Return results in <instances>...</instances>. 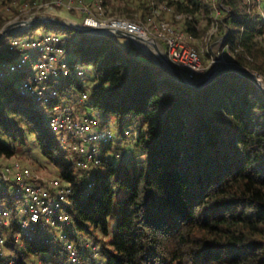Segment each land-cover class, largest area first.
<instances>
[{
    "label": "trees",
    "instance_id": "16d2710c",
    "mask_svg": "<svg viewBox=\"0 0 264 264\" xmlns=\"http://www.w3.org/2000/svg\"><path fill=\"white\" fill-rule=\"evenodd\" d=\"M113 1L105 0L108 6ZM128 1L124 11L129 18L137 11L144 18L151 1H166L192 15H209L211 10L203 0ZM217 5L232 63L264 76L261 4L217 0ZM0 18L2 24L8 19ZM193 20L185 27L192 34ZM39 24L64 34V52L79 55L93 67L82 109L91 107L114 118L119 133L132 116L139 120V132L130 152L116 153L113 140L104 145L101 163L78 168L77 155L64 147L60 133L48 128L46 113L14 81H4L9 74L0 71V156L16 155L31 136L72 184L65 205L70 223L61 226L66 232L57 247L29 241L17 246L11 239L16 230L12 218L10 228H2L9 251L0 256V264H29L39 257L46 264H65L66 240L85 263L97 255L105 264H264V91L254 80L221 70L204 87L190 88L159 64L127 52L114 36L49 23L34 24L26 32L34 33ZM68 81L72 94L84 92L75 75ZM100 167L85 189L81 174ZM56 233L52 230L53 236ZM90 242L98 246L96 254ZM60 252L65 253L63 259L58 258ZM45 253L50 258H44Z\"/></svg>",
    "mask_w": 264,
    "mask_h": 264
},
{
    "label": "built area",
    "instance_id": "2783aa9c",
    "mask_svg": "<svg viewBox=\"0 0 264 264\" xmlns=\"http://www.w3.org/2000/svg\"><path fill=\"white\" fill-rule=\"evenodd\" d=\"M203 1L210 4V13L220 12L217 0ZM256 1L261 4V0ZM61 8L79 14L81 22L75 25L81 28L106 29L102 33L87 34L108 35L105 33L120 29L131 35L155 41L168 60L191 81L203 76L214 66L233 60H227L223 55V50L229 49L224 43L223 34L217 40L215 52L208 62L204 63L199 51L193 46L194 35L185 28L186 23L193 20V15L174 10L166 1H151L150 12L144 18H140L138 13L129 18L110 15L105 0H0V14L2 18L8 17L4 24L0 18V33L6 25L14 24L1 39L6 35L30 29L32 24H25L22 22L24 20L58 18V15L51 14H57L56 10ZM214 19L212 27L216 29V17ZM137 42L140 46L135 47L148 54L146 49L150 45L144 41ZM64 43L65 35L56 32L39 34L37 37L32 33L29 37L11 39L5 43V50L9 55L2 64L8 74L23 73L18 85L19 91L30 97L37 109L46 113L47 125L52 132L66 133L62 135L61 141L63 142L65 138L74 144L73 148L77 152L76 167L87 169L91 165L101 163L102 149L105 144L114 140V135L107 130V122L98 116L85 109L73 111L68 99L60 102L58 98L60 86L55 77L58 74L81 76L84 73L78 68L74 72L75 66L61 59ZM220 45H223L221 49ZM29 47L33 48L31 52H28ZM230 53L233 56L231 51ZM33 56H37L38 59L33 60ZM90 67V70L93 69ZM86 98V92L78 96L81 102ZM124 134H129V130L126 129ZM63 145L65 147L64 142ZM91 185L92 183H88V187ZM71 192V182L60 175L41 174L17 155L0 156V200L4 201L8 196L19 200L18 203L5 202V205L0 207V256L8 255L9 240L2 232V228L9 229L12 218L16 222V230L12 233L11 239L17 246L20 247L25 241H29L57 247L59 239L52 236V230L69 225L70 217L65 205ZM12 211L15 217H12ZM59 236L61 239L65 237L64 234ZM88 245L96 254L98 246L92 242ZM64 246L69 261H78L77 249L73 243L66 240ZM12 262L9 261L10 264ZM34 264L46 263L37 259Z\"/></svg>",
    "mask_w": 264,
    "mask_h": 264
},
{
    "label": "rangeland",
    "instance_id": "374dc122",
    "mask_svg": "<svg viewBox=\"0 0 264 264\" xmlns=\"http://www.w3.org/2000/svg\"><path fill=\"white\" fill-rule=\"evenodd\" d=\"M169 1V0H167ZM171 1V0H170ZM129 3L128 0H114L112 4L108 6L109 8V13L110 15H115V16H126L125 15V5ZM131 7H135V2H131ZM57 14H51V15H58V19L64 20L67 22H72L74 24H79L81 22V17L79 14L75 12H70L65 8L57 9L56 10ZM138 14H140L139 11H137ZM264 13V0H261V6L258 8V14L261 16V14ZM220 12L218 14L213 11L209 15L203 14V13H197L193 15V28L194 32L193 35L195 37V41L193 42V46L199 51L201 55V59L204 63H207L210 57L212 56L213 52L216 50V46L218 45L217 40L220 39L223 34H224V28L220 26ZM214 17H216V22H217V28H213L212 23L215 20ZM183 27V24H181ZM34 36L37 37L39 34H44V33H50V32H57V29L55 27H46L43 24H39L33 31ZM211 33V34H210ZM31 36L30 32L23 31L22 33H17V34H11V35H6L3 37V42L0 43V71H4L5 67L3 66V62L5 59L8 57L9 53L6 52L5 50V43L11 39H18V38H24V37H29ZM209 37V38H208ZM112 39L119 45H121L123 48L127 50L130 54H137L140 59H146L148 58L151 60H154L151 57H148L141 49L135 47V45L131 42L129 38L126 37H121V36H114ZM260 42L264 44V35L259 38ZM223 47V45H220V49ZM33 48L29 47L28 52H31ZM213 50V51H212ZM14 53V51H12ZM224 52L230 55V60H232L233 56L230 53V50L225 48L223 50V55ZM33 60L38 59L37 56L32 57ZM61 59L67 61L68 63L73 64L74 67V72L76 69H81L84 73L81 76H77V82L81 83L84 85V92L88 93L91 89L92 86V78L94 76V71L93 69L90 70V66L87 63H83L81 60V57L79 55H76L70 51L64 52L61 54ZM147 60V59H146ZM150 61V60H149ZM93 68V67H92ZM70 77V74L66 75H61L58 74L55 77V80L59 86H61V90L59 91V100L60 102H63V100L68 99L70 105L73 108V111H76L82 107L83 102H81L78 99V94H72L71 90L72 87H69L68 84V79ZM259 78L261 79L262 82H264V76L259 75ZM4 81H14L15 85L18 88V85L21 82V77L19 73L14 72L12 74H9L3 78ZM80 107V108H78ZM88 112L96 115L99 117V119L104 120L107 122V130L110 131L114 135V147L119 148L116 153H127L130 152L131 145L132 143L136 140L138 130L136 129V125L139 123V120H136L134 117L130 116L127 117L124 120V127L123 131L125 129L130 130V133L125 135V138H123L124 133H119L117 129V123L116 120L112 117H103V114L98 111L97 109L89 107ZM66 135V133H63ZM63 134H58V136H61ZM63 139V138H61ZM65 144V148L70 151V154H77L76 150L73 148L74 144L71 143V141L66 140L64 138L63 140ZM12 146H16L15 144H11ZM15 154L25 163L30 164L33 168H35L39 173L45 174L48 176H58V170L57 168L49 162L41 153L39 146L36 144V142L33 140L31 136L28 137V142L26 145L17 147ZM117 161H121L120 159H117ZM102 171V167L100 168H94L90 170L89 172L82 173L81 176L83 177V182H84V188L86 189L87 187V180L88 178H92L95 176L96 173H99ZM13 201L14 203H18L19 200L12 198L11 196H8L4 199V201L0 200V207L5 205V202ZM57 233L56 238L61 240L60 234H64L66 232V229L63 227H58L55 230ZM114 231V225L111 224L110 227V233H109V238L112 237ZM50 234V233H49ZM53 236V234H52ZM54 237V236H53ZM87 247L85 244H81V248L85 249ZM87 253H85L84 257L87 258ZM44 258L48 259L50 258L49 253H45L42 255ZM65 256V253L60 252L59 259H63ZM89 257V256H88ZM35 258L31 261H29V264H33L34 260L40 259ZM88 259V258H87ZM65 264H105V260L100 257V256H94L93 261L89 262H84V261H76V262H70L69 259L65 262Z\"/></svg>",
    "mask_w": 264,
    "mask_h": 264
},
{
    "label": "water",
    "instance_id": "95a60500",
    "mask_svg": "<svg viewBox=\"0 0 264 264\" xmlns=\"http://www.w3.org/2000/svg\"><path fill=\"white\" fill-rule=\"evenodd\" d=\"M22 22H24L25 24H32V25L37 24V23H49V24H52L55 26L73 29V30L78 31L80 33H86V34L88 32H100V33H102V32L106 31V29H84V28H81L75 24L69 23V22L64 21V20H60V19L55 18V17H48L47 19L24 20ZM13 25L14 24L6 25L2 29V31L0 33V39L5 33L10 31V29ZM111 31H112L111 33L106 32L105 34H108L111 36H121V37L129 38L135 46L139 45L137 41H144L145 43L150 45L151 48L149 46L146 49V51L148 52V55L153 57V59H155V62L157 64H159L160 66H162L167 71V73L169 75H172L176 81H178V82H180V83H182V84H184L190 88L200 89V88L204 87L206 84H208L219 71L231 70V71H236V72H240V73L249 75L254 80V82L257 84V86L262 91H264V82H262L261 79L259 78V74H257L256 72H253L251 70H248L246 68H243L241 66H238L237 64L232 63V61L214 66L213 68L208 70L203 76H201V77H199L193 81L188 80L184 76V74L171 61L168 60L166 55L159 48V46L157 45V43L155 41H151V40L140 38L138 36L131 35L130 33H127V32L122 31L120 29H113Z\"/></svg>",
    "mask_w": 264,
    "mask_h": 264
},
{
    "label": "crops",
    "instance_id": "0c3cea01",
    "mask_svg": "<svg viewBox=\"0 0 264 264\" xmlns=\"http://www.w3.org/2000/svg\"><path fill=\"white\" fill-rule=\"evenodd\" d=\"M146 54V53H145ZM146 55H148V54H146ZM224 56L226 57V59L227 60H230V55L229 54H227L226 52H224ZM148 57H151L150 55H148ZM151 58H153V57H151ZM151 60V59H150ZM153 62H155L154 60H152ZM156 63V62H155ZM78 108H80V107H78ZM80 109H82V108H80ZM80 109H78L77 111H79Z\"/></svg>",
    "mask_w": 264,
    "mask_h": 264
}]
</instances>
